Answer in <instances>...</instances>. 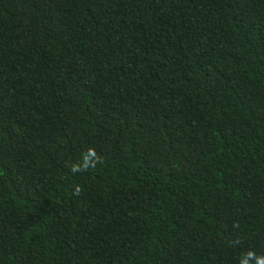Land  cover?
Masks as SVG:
<instances>
[{
    "label": "trees",
    "instance_id": "trees-1",
    "mask_svg": "<svg viewBox=\"0 0 264 264\" xmlns=\"http://www.w3.org/2000/svg\"><path fill=\"white\" fill-rule=\"evenodd\" d=\"M260 257L264 0H0V264Z\"/></svg>",
    "mask_w": 264,
    "mask_h": 264
},
{
    "label": "clouds",
    "instance_id": "clouds-1",
    "mask_svg": "<svg viewBox=\"0 0 264 264\" xmlns=\"http://www.w3.org/2000/svg\"><path fill=\"white\" fill-rule=\"evenodd\" d=\"M93 155H94V153H93ZM77 169H73V171H76ZM253 254L252 253H249V256H252ZM243 264H247V262L245 261V262H243ZM257 264H264V257H260V258H258L257 259Z\"/></svg>",
    "mask_w": 264,
    "mask_h": 264
}]
</instances>
